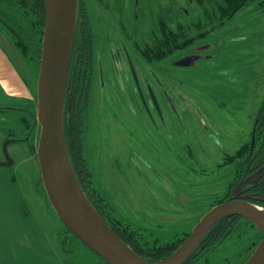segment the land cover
Masks as SVG:
<instances>
[{"label": "rangeland", "instance_id": "374dc122", "mask_svg": "<svg viewBox=\"0 0 264 264\" xmlns=\"http://www.w3.org/2000/svg\"><path fill=\"white\" fill-rule=\"evenodd\" d=\"M82 1L96 33L89 105L79 124L83 187L108 219L135 233L139 246L150 249L184 239L224 199L239 163L228 158L249 144L255 121L264 119V0H251L222 27L215 16L219 0H197L192 10L183 0H138L137 7L128 0L123 36L116 29L122 20L113 0ZM0 6L16 21L14 26L0 18L1 162L4 142L12 138L26 139L36 155L45 25L21 0H0ZM186 6L192 17L177 14ZM163 22L181 41L193 42L157 61L153 51ZM120 44L128 62L123 52L117 54ZM203 45L209 48L198 50ZM259 133L263 136L264 129ZM15 144L20 143L6 149L14 159L11 167L0 168L2 184L13 174L14 189L33 207L29 191L35 173L21 161ZM35 188L50 205L41 179ZM262 238L237 221L197 264H243Z\"/></svg>", "mask_w": 264, "mask_h": 264}, {"label": "water", "instance_id": "95a60500", "mask_svg": "<svg viewBox=\"0 0 264 264\" xmlns=\"http://www.w3.org/2000/svg\"><path fill=\"white\" fill-rule=\"evenodd\" d=\"M44 3L46 15L37 80L36 119L40 131L36 159L46 198L62 225L107 264H149L110 228L76 178L65 142L63 117L79 0ZM17 142L22 140L4 142L5 161L0 162V168L12 166L13 159L6 149ZM233 216L248 220L263 235L243 264H264V207L237 196L213 206L168 257L152 264H185L209 231L219 221Z\"/></svg>", "mask_w": 264, "mask_h": 264}, {"label": "crops", "instance_id": "0c3cea01", "mask_svg": "<svg viewBox=\"0 0 264 264\" xmlns=\"http://www.w3.org/2000/svg\"><path fill=\"white\" fill-rule=\"evenodd\" d=\"M13 146L21 154V161L35 173L29 191L33 207L14 189L13 174L5 176V186L4 176L0 175V200L4 203L0 205V264H100L98 257L66 231L53 217L51 206L41 199L42 191L35 188L41 179L39 166L28 144Z\"/></svg>", "mask_w": 264, "mask_h": 264}, {"label": "flooded vegetation", "instance_id": "af4514ba", "mask_svg": "<svg viewBox=\"0 0 264 264\" xmlns=\"http://www.w3.org/2000/svg\"><path fill=\"white\" fill-rule=\"evenodd\" d=\"M137 1L138 0H135L136 7ZM158 1L159 0H156V4ZM182 4L188 5L190 10H192L196 5V0H183ZM113 5H117V11L119 12V16H121L122 20L120 25H117V27L115 25V27L121 31L120 35L123 36L124 32L126 34L128 33V0H113ZM89 11L90 10L87 9L83 1L79 0L76 31L64 97V125L67 123L69 129H72V126L75 123L79 128V134L81 111L82 109H87L89 105L90 88L94 78L93 54L96 53L94 40V34L96 33L94 29L92 30L93 25L92 20L90 19ZM180 13H182L186 18L192 17V14L189 12L187 6L185 8H181V11L179 10L177 14L181 15ZM158 19L163 20L160 16ZM205 37H207V34L201 37V39ZM198 47V50L209 48L208 45ZM115 48L119 50L117 54L123 52L124 56H127L128 62V52L126 48H124L122 44ZM96 65V68L99 70L98 74L100 85L102 84L104 86V82L101 83L103 77L99 60H97ZM125 68L128 73V63ZM263 121L264 119L261 120L259 116L255 121V124L258 126V123L260 125ZM242 146L244 145H241L237 151L240 150ZM248 146L249 155L248 159H246V163L244 159L237 157V159H240L239 161H241V163L239 168H237L232 182L227 186V200H230L233 196H237V198L248 201L252 204L264 206V135H257L255 137V141L251 138ZM197 257L201 258L203 255L199 254ZM185 264L197 263L187 261Z\"/></svg>", "mask_w": 264, "mask_h": 264}, {"label": "trees", "instance_id": "16d2710c", "mask_svg": "<svg viewBox=\"0 0 264 264\" xmlns=\"http://www.w3.org/2000/svg\"><path fill=\"white\" fill-rule=\"evenodd\" d=\"M197 1V0H196ZM251 0H219L217 2V7H216V12L217 14L215 15L218 18V21H220V27L224 24L223 22H226L228 19L232 18L237 12H239L242 8L246 7ZM32 3V4H31ZM21 4L24 7L27 6H33L34 7V12L37 16L40 18V22L42 25H45V3L44 0H21ZM213 17V16H212ZM0 18H3L4 20L8 21L9 23L13 24L16 26V21L14 20L13 17H10L8 12L0 6ZM205 20L203 17H199L198 23H203L202 21ZM223 23V24H222ZM201 26V25H200ZM204 27V26H202ZM168 27L166 24L163 23L161 25V29L159 30L161 35L156 39V52L153 54L155 55V59L162 60L166 57L168 52H173L175 50H181L184 49L186 46L192 44V39H181L176 34L175 31L171 29H167ZM200 28V27H199ZM205 34V33H204ZM204 34L198 33L200 38L204 36ZM150 52V51H149ZM148 52V53H149ZM151 53V52H150ZM145 57L150 58L148 54L143 53ZM66 121V119H65ZM254 131L252 133V138L253 141H255V137L258 135L259 136V131H262L264 129V121L262 123H258L254 125ZM259 128V130H258ZM64 132H65V142L67 146V151L68 155L70 158V162L72 165V168L74 170V173L76 175V178L78 179L82 189L84 192L87 194L88 199L92 203V205L95 207V209L98 211V213L102 216V218L106 221V223L110 226V228L116 233V235L127 245H129L133 251L141 256L144 260H146L149 264H152L154 262H158L166 257H168L188 236V234H185L184 239H180L179 241H173L169 243H164L160 246H156L154 248L150 249H145L144 247L139 246L135 241H138V239H133L135 238V233L131 230H128L126 228H120L119 224L108 219V217L103 213L102 210L98 208L97 201H94V195H90L86 192V189L83 187L84 181L82 179V172L84 171L83 167V160L81 158V140L79 138V128L78 126L74 123L72 126V129H69L68 124L65 123L64 125ZM12 139H17V138H12ZM23 143L28 144V147L30 151L35 155L34 150L32 146L28 143L26 139H21ZM249 146L244 145L240 150L235 152L232 156H229V161H234L235 159L238 160V166L239 168L241 161L240 159H237V157L244 159L246 163V159H248L249 155ZM236 168V171H237ZM235 171V173H236ZM235 175V174H234ZM233 175V177H234ZM234 197V196H233ZM232 198V197H231ZM227 201V192L226 196L224 199H222L221 202ZM220 202V203H221ZM260 206V205H259ZM264 207V206H263ZM245 221L248 223L250 226H252L254 229H256V232L261 234V232L248 220L239 217V216H233L230 218L223 219L219 221L210 231L209 233L205 236L204 240L196 250V252L193 254V256L188 260L191 262H199L206 256V254H209L214 248H216L221 241H223L229 233L234 229V227L237 224V221ZM66 231L72 235L70 231L64 226ZM74 236V235H73ZM75 237V236H74ZM85 246V245H84ZM86 247V246H85ZM87 248V247H86ZM88 249V248H87ZM90 250V249H88ZM91 251V250H90ZM92 252V251H91ZM93 253V252H92ZM199 254H202L203 257L198 258L197 256ZM94 255H96L94 253ZM97 256V255H96ZM98 257V256H97ZM100 264H107L104 260L99 258Z\"/></svg>", "mask_w": 264, "mask_h": 264}]
</instances>
